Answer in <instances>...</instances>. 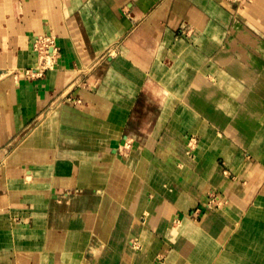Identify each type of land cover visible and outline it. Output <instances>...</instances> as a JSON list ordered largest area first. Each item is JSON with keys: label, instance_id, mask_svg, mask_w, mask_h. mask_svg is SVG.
Masks as SVG:
<instances>
[{"label": "crops", "instance_id": "crops-1", "mask_svg": "<svg viewBox=\"0 0 264 264\" xmlns=\"http://www.w3.org/2000/svg\"><path fill=\"white\" fill-rule=\"evenodd\" d=\"M0 264H264V0H0Z\"/></svg>", "mask_w": 264, "mask_h": 264}, {"label": "built area", "instance_id": "built-area-1", "mask_svg": "<svg viewBox=\"0 0 264 264\" xmlns=\"http://www.w3.org/2000/svg\"><path fill=\"white\" fill-rule=\"evenodd\" d=\"M32 47L38 59L35 67L24 71V76L28 79L40 78L45 71L52 69L59 55L54 41L52 38L47 36L37 37ZM53 49L54 56H51L49 55V52H51ZM128 148L129 144L126 146V148L123 146L124 151Z\"/></svg>", "mask_w": 264, "mask_h": 264}, {"label": "bare ground", "instance_id": "bare-ground-1", "mask_svg": "<svg viewBox=\"0 0 264 264\" xmlns=\"http://www.w3.org/2000/svg\"><path fill=\"white\" fill-rule=\"evenodd\" d=\"M49 55H51V56H52V53H51V52H49Z\"/></svg>", "mask_w": 264, "mask_h": 264}, {"label": "rangeland", "instance_id": "rangeland-1", "mask_svg": "<svg viewBox=\"0 0 264 264\" xmlns=\"http://www.w3.org/2000/svg\"><path fill=\"white\" fill-rule=\"evenodd\" d=\"M36 59H38V58H36ZM124 146H125V148H126V144H124ZM127 151V150H126Z\"/></svg>", "mask_w": 264, "mask_h": 264}]
</instances>
